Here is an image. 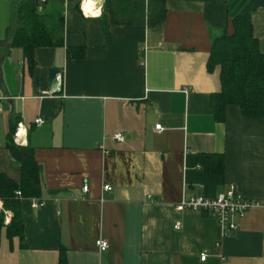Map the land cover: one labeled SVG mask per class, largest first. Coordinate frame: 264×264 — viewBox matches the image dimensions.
Segmentation results:
<instances>
[{"label":"crops","instance_id":"crops-1","mask_svg":"<svg viewBox=\"0 0 264 264\" xmlns=\"http://www.w3.org/2000/svg\"><path fill=\"white\" fill-rule=\"evenodd\" d=\"M36 1L48 21L60 19L62 44L29 60L12 43L21 7ZM79 6L0 0V95L13 103V114L7 102L0 113V173L22 178L7 149L13 115L42 168L40 198L21 199L24 238L8 237L12 214L0 212V264H264L263 209L226 236L213 217L176 210L232 188L264 205V118L234 105L217 118L221 67L209 66L215 38L232 34L240 15L264 53V0H164L154 26L86 18Z\"/></svg>","mask_w":264,"mask_h":264},{"label":"trees","instance_id":"trees-1","mask_svg":"<svg viewBox=\"0 0 264 264\" xmlns=\"http://www.w3.org/2000/svg\"><path fill=\"white\" fill-rule=\"evenodd\" d=\"M41 4V3H40ZM39 2H27L19 13V27L15 32L14 47L23 49L27 59L33 60L35 49L62 44L63 30L58 22L52 23L39 13ZM103 13L109 14L116 25L147 23L154 26L164 21L166 11L164 0H106ZM221 67L223 90L213 96L212 106L217 118L223 120L230 105L241 108L247 118H264V53L259 50L253 36L249 15L236 16L233 33L215 38L209 66ZM11 136L7 149L13 160L20 166V182L0 173V199L4 208L12 214L6 226L9 238H24L20 203L23 198H40L42 189V168L34 158L29 146L19 147L13 136L20 123L13 115ZM222 166H218L217 171ZM20 192L21 196L17 193ZM2 218V217H1Z\"/></svg>","mask_w":264,"mask_h":264},{"label":"built area","instance_id":"built-area-1","mask_svg":"<svg viewBox=\"0 0 264 264\" xmlns=\"http://www.w3.org/2000/svg\"><path fill=\"white\" fill-rule=\"evenodd\" d=\"M84 6L92 7L91 9H93V11L88 12ZM79 8L82 15L86 18H100L103 14V6L95 0H80ZM8 100L9 98L0 95V113ZM35 123L37 126H40L44 123V121L42 119H37ZM155 129L158 132L163 130L160 125H157ZM26 137L27 130L22 123H19L13 136V142L19 147L26 146ZM112 139L117 143H123L126 140V136L122 133H116L113 135ZM104 190L111 191L112 188L110 186H104ZM83 191H88V187L86 185L83 187ZM17 195L21 196V193L18 192ZM45 204L46 202L44 200H33L32 206L34 209H37L45 206ZM256 208L264 210V205L257 201L244 198L236 193L233 188L227 192L220 193L216 198L210 199L205 197H193L183 200L178 206H176L177 211L195 210L205 214L206 216L213 217L220 225L223 231V236H226L230 232L238 231L239 222L245 218L250 210ZM3 210L4 209L0 204V212ZM5 223H9V220L6 219ZM176 227L179 228V224ZM96 245L100 252H106L109 247L108 242L104 240L97 241ZM200 257L201 261H205L208 254L203 252Z\"/></svg>","mask_w":264,"mask_h":264},{"label":"water","instance_id":"water-1","mask_svg":"<svg viewBox=\"0 0 264 264\" xmlns=\"http://www.w3.org/2000/svg\"><path fill=\"white\" fill-rule=\"evenodd\" d=\"M99 2L101 6L104 5L105 0H95ZM58 70H52L49 74V91L51 92H56L58 87H59V81H58V75H59ZM7 105L9 106L10 113L13 114V103L11 100L7 101Z\"/></svg>","mask_w":264,"mask_h":264},{"label":"rangeland","instance_id":"rangeland-1","mask_svg":"<svg viewBox=\"0 0 264 264\" xmlns=\"http://www.w3.org/2000/svg\"><path fill=\"white\" fill-rule=\"evenodd\" d=\"M78 1V0H77ZM5 111H8V107H5ZM0 204H1V206H2V208L5 210V208H4V204H3V201L0 199Z\"/></svg>","mask_w":264,"mask_h":264},{"label":"bare ground","instance_id":"bare-ground-1","mask_svg":"<svg viewBox=\"0 0 264 264\" xmlns=\"http://www.w3.org/2000/svg\"><path fill=\"white\" fill-rule=\"evenodd\" d=\"M91 5V4H90ZM84 8L88 11V12H92L93 11V9H91L92 7H89V6H84Z\"/></svg>","mask_w":264,"mask_h":264}]
</instances>
